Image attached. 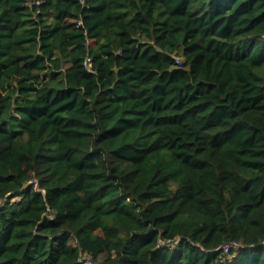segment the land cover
I'll return each instance as SVG.
<instances>
[{"label":"trees","instance_id":"obj_1","mask_svg":"<svg viewBox=\"0 0 264 264\" xmlns=\"http://www.w3.org/2000/svg\"><path fill=\"white\" fill-rule=\"evenodd\" d=\"M82 254L264 264V0H0V264Z\"/></svg>","mask_w":264,"mask_h":264},{"label":"built area","instance_id":"obj_2","mask_svg":"<svg viewBox=\"0 0 264 264\" xmlns=\"http://www.w3.org/2000/svg\"><path fill=\"white\" fill-rule=\"evenodd\" d=\"M83 2V0H82ZM28 4H30V1L27 2ZM35 3L39 4L40 3V0H35ZM78 25L82 23V20L81 19H78L77 21ZM176 62L177 63H180V58L177 57L176 58ZM84 65L88 68V69H91L92 67V63H91V59L89 56H86L84 61H83ZM29 182H34L35 184H37L36 180L35 179H31ZM240 242L239 241H236V240H230L228 242H225L224 244L220 245L219 246V249L221 248L223 250V253H229V251L231 249H237L239 246H240ZM82 261H83V264H97L95 261H93L88 255H85V254H82Z\"/></svg>","mask_w":264,"mask_h":264},{"label":"rangeland","instance_id":"obj_3","mask_svg":"<svg viewBox=\"0 0 264 264\" xmlns=\"http://www.w3.org/2000/svg\"><path fill=\"white\" fill-rule=\"evenodd\" d=\"M102 260V257H100L97 261L100 262Z\"/></svg>","mask_w":264,"mask_h":264}]
</instances>
